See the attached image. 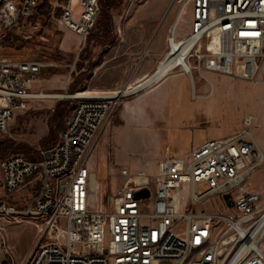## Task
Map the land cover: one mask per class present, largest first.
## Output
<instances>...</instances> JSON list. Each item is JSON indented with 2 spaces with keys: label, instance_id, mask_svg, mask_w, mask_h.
<instances>
[{
  "label": "built area",
  "instance_id": "2783aa9c",
  "mask_svg": "<svg viewBox=\"0 0 264 264\" xmlns=\"http://www.w3.org/2000/svg\"><path fill=\"white\" fill-rule=\"evenodd\" d=\"M41 1L0 0L3 136L32 101L48 95L35 90L43 63L3 54L12 35L33 38L37 26L25 27L38 14ZM176 3L179 13L168 42L190 43L185 74L194 90L197 72L205 80L204 73L210 72L264 83V0ZM100 10V0H69L58 25L86 42ZM185 17L189 31L179 38ZM168 56L170 52L165 59ZM121 99L107 93L79 96L58 139L40 158L12 154L0 160L5 196L0 199V220L32 224L38 231L32 253L21 263L2 240L10 263L264 264L263 193L249 186L251 176L264 165V152L248 129L255 117L246 118L241 133L208 140L188 155L166 146L155 176L123 168L122 180L113 189L96 177L89 161ZM30 179L41 182L37 195L24 208L8 203ZM200 185L206 189L198 190ZM185 187H190L189 197ZM143 190L149 197L136 198ZM211 198L224 200V209L209 214L185 211L186 202L192 209ZM63 220L66 228L61 227Z\"/></svg>",
  "mask_w": 264,
  "mask_h": 264
},
{
  "label": "rangeland",
  "instance_id": "374dc122",
  "mask_svg": "<svg viewBox=\"0 0 264 264\" xmlns=\"http://www.w3.org/2000/svg\"><path fill=\"white\" fill-rule=\"evenodd\" d=\"M68 2L44 0V8L29 19L25 27L37 26L33 38L11 36L12 40L3 49L4 56L14 60L43 63L38 81L42 86L37 91L43 90L48 94L46 96L62 97L44 96L32 101L26 111L16 116L9 135L0 134V160L12 154H24L32 160L40 158L41 152L50 149L58 139L79 96L121 94L129 86L143 82L137 81L152 74L169 52L168 38L179 13L176 0H100L96 27L86 42L58 25ZM188 31L189 18L185 17L178 27L179 38ZM176 73H183V76L178 74L170 81L173 86L176 82L179 86L171 104L167 84L149 95H130L120 100L107 130H111L121 117L140 121L138 126L141 129L131 131L128 146L124 142L125 138L128 139L126 133L121 139L114 138L109 148L113 154L129 158L134 163L133 170L139 169L136 166L140 160L145 164L143 169L155 176L161 149L156 133L159 126L152 122L158 119L161 123L168 120L172 131L170 145L183 155L190 154L206 140L241 133L247 128L248 116L256 119L248 129L261 147L264 143V83L254 84L210 72L204 73L205 80L197 72L194 90L187 74L181 69ZM149 127L156 130H148ZM98 179H106L104 168L99 171ZM185 184L183 182L182 186ZM249 186L263 193L264 202V165L251 176ZM112 188L115 189L116 184ZM205 189L203 185L198 186V190ZM184 195L190 196V187H185ZM225 206L224 200L211 198L192 209L186 202L185 211L209 214L219 212ZM14 225L0 220V232L1 226L6 229ZM61 227L66 228L65 220ZM4 234L16 259L31 252L38 237L37 229L26 224L17 225L10 233L5 231ZM0 264H11L1 239Z\"/></svg>",
  "mask_w": 264,
  "mask_h": 264
},
{
  "label": "crops",
  "instance_id": "0c3cea01",
  "mask_svg": "<svg viewBox=\"0 0 264 264\" xmlns=\"http://www.w3.org/2000/svg\"><path fill=\"white\" fill-rule=\"evenodd\" d=\"M12 37H14V35H12ZM11 40H12V38H11ZM149 75H151V74L143 76L137 82L143 81L144 79L149 77ZM176 76H178V75L171 76V77L167 78L165 81L160 83L157 87L152 89L149 93H143L141 95V97H143L145 95H149V94L155 92L156 90H158L159 88H161L164 84H167V85H169V94H168L169 95V104H171L172 96H174V91L179 86H178L177 82L173 86L170 83V81ZM181 76H183V75H181ZM47 85H48V83H47ZM41 86L42 85H39V83H38L35 87V90L37 91V89ZM200 97H202V96H200ZM209 109H211V105H209ZM150 119L152 121L153 117L151 116ZM165 121L166 122L161 123L160 120L158 119L157 121L152 122L154 126L155 125L159 126L158 131L155 128H150V127L147 128L148 130H150V129L156 130V133L159 136L158 144H159V147L161 149V154L159 157L160 159L158 161H160L164 158L165 147L166 146L171 147V145H170V143L172 141L171 126H170L168 120H165ZM139 123H140V121H138V120L126 119L125 117H123V118L121 117L117 121V124L111 130H106L99 140L98 146H97L96 150L94 151V153H93V155L89 161V167L95 173L97 178L99 176V171L104 168L105 172H106V179H104V181L107 183L108 186L109 185L113 186L114 184H116V187H118V185L120 184V181L122 180L121 169H123V168L129 169V171L132 173H136L138 171H146L145 169H143V166L145 164L142 163L140 160H138V164L136 166V168H139V169L133 170L134 163L129 158L123 157V156L118 157L115 154H113L112 151L109 150L110 146L114 142V138L115 139H121L125 133L128 136L133 129H135V128L141 129V127L138 126ZM129 137L130 136H128V139H126V138L124 139L126 146H128L130 144L131 140ZM206 141H208V140H206ZM205 142H203V143H205ZM201 145H199L198 147H200ZM198 147H195L194 149H196ZM260 148L262 150H264V143L263 142H262ZM40 187H41V182L39 180L30 179L28 181L27 185L25 187H23L16 194L9 197L7 199V202L12 204V205H15L17 207L24 208L37 195V193L40 190ZM4 198H5V196H4V187H3V175H2V172L0 171V199H4ZM26 225L29 226L30 228L34 227V225H32V224H26ZM16 226L17 225L8 226L4 231L0 232L1 241L3 239L6 240V236L4 234L5 231H7V233H10V231L13 230ZM35 244H36V240H35L33 246L31 247V252L28 251L27 253L19 256V259H17V261L19 263H21L22 261H24L26 258L29 257V255L32 253V251L35 247Z\"/></svg>",
  "mask_w": 264,
  "mask_h": 264
},
{
  "label": "bare ground",
  "instance_id": "6f19581e",
  "mask_svg": "<svg viewBox=\"0 0 264 264\" xmlns=\"http://www.w3.org/2000/svg\"><path fill=\"white\" fill-rule=\"evenodd\" d=\"M177 20V19H176ZM176 22V21H175ZM190 43L176 41L172 45H169L170 56L164 59L157 67V69L149 75L143 82L129 86L126 90H123L121 94H112L115 97L123 98L130 95H139L143 93H149L152 89L157 87L160 83L165 81L167 78L175 75H181L183 73H176L177 69H181V72L186 73L190 67V63L187 60V54L189 51ZM213 51V45L211 47ZM51 98H60L59 96H45ZM44 98V97H43ZM257 141V140H256ZM258 143V142H257ZM259 145V144H258Z\"/></svg>",
  "mask_w": 264,
  "mask_h": 264
},
{
  "label": "water",
  "instance_id": "95a60500",
  "mask_svg": "<svg viewBox=\"0 0 264 264\" xmlns=\"http://www.w3.org/2000/svg\"><path fill=\"white\" fill-rule=\"evenodd\" d=\"M47 156L49 157L50 153H48ZM149 195H150V192L148 190H143V191L136 194V198H138V199L139 198H146V197H149Z\"/></svg>",
  "mask_w": 264,
  "mask_h": 264
},
{
  "label": "trees",
  "instance_id": "16d2710c",
  "mask_svg": "<svg viewBox=\"0 0 264 264\" xmlns=\"http://www.w3.org/2000/svg\"><path fill=\"white\" fill-rule=\"evenodd\" d=\"M44 0L41 1L38 12L42 10V8H44ZM104 10V9H103Z\"/></svg>",
  "mask_w": 264,
  "mask_h": 264
}]
</instances>
